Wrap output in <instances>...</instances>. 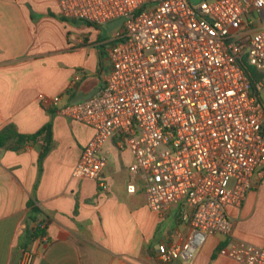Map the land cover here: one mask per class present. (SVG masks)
I'll return each instance as SVG.
<instances>
[{
  "label": "built area",
  "instance_id": "2783aa9c",
  "mask_svg": "<svg viewBox=\"0 0 264 264\" xmlns=\"http://www.w3.org/2000/svg\"><path fill=\"white\" fill-rule=\"evenodd\" d=\"M56 1L68 20L107 27L123 19L112 30L98 93L74 102L75 79L63 95L42 98L94 131L73 177L107 189L104 145L128 148L135 162L127 192L144 189L159 213L183 204L181 219L191 227L183 243L159 244L157 257L194 264L209 236L232 234L228 209L242 207L264 179V0ZM30 229L47 228L33 221ZM219 254L264 264V247L245 242H229ZM36 255L24 247L18 264H34Z\"/></svg>",
  "mask_w": 264,
  "mask_h": 264
},
{
  "label": "crops",
  "instance_id": "0c3cea01",
  "mask_svg": "<svg viewBox=\"0 0 264 264\" xmlns=\"http://www.w3.org/2000/svg\"><path fill=\"white\" fill-rule=\"evenodd\" d=\"M61 17L56 0H0V132L13 126L34 134L51 124L53 140L41 162L42 141L20 150L14 140L0 147V264H18L28 246L37 251L34 264H165L158 245L181 244L191 232L181 219L185 206L159 213L150 209L144 189L128 193L135 158L116 140L101 151L108 159L107 189L73 177L94 131L42 105L43 97L63 95L75 79L76 96L95 91L109 69L112 31ZM228 213L232 234L209 236L194 264H242L219 254L232 241L264 247V179ZM34 218H47L48 242L30 238Z\"/></svg>",
  "mask_w": 264,
  "mask_h": 264
},
{
  "label": "trees",
  "instance_id": "16d2710c",
  "mask_svg": "<svg viewBox=\"0 0 264 264\" xmlns=\"http://www.w3.org/2000/svg\"><path fill=\"white\" fill-rule=\"evenodd\" d=\"M63 20H66V18L61 17ZM68 20V19H67ZM92 25L91 23H89ZM252 81L257 82L258 79L262 78L261 75L257 73H252ZM76 96V88L73 91L72 97L75 98ZM14 140L15 141V148L16 150L24 149L27 145L30 144H39L41 142V153H40V162L48 155L52 148L53 140H52V126L51 124H47L42 129H40L38 132L34 134H20L17 132V130L13 126H8L5 129H3L0 132V147H5L8 145V143ZM34 212L37 213L38 209L37 207L33 208ZM35 220V218L32 220V222ZM46 225L48 220L47 218L43 222ZM46 230H35L32 231L29 229V236L31 239H34L35 237L40 236L41 234H45Z\"/></svg>",
  "mask_w": 264,
  "mask_h": 264
},
{
  "label": "water",
  "instance_id": "95a60500",
  "mask_svg": "<svg viewBox=\"0 0 264 264\" xmlns=\"http://www.w3.org/2000/svg\"><path fill=\"white\" fill-rule=\"evenodd\" d=\"M192 3H197L199 2L200 0H190ZM123 21V19H119V20H116V21H113V22H110L108 25H107V30L108 31H112L116 26H118L121 22ZM100 88H97L95 91H92L90 93H80L79 95H77L74 99V102H78V101H81V100H85V99H88V98H91L93 97L96 93H98Z\"/></svg>",
  "mask_w": 264,
  "mask_h": 264
},
{
  "label": "rangeland",
  "instance_id": "374dc122",
  "mask_svg": "<svg viewBox=\"0 0 264 264\" xmlns=\"http://www.w3.org/2000/svg\"><path fill=\"white\" fill-rule=\"evenodd\" d=\"M103 29H104V31L106 32V35L110 34L109 32H107V29H106V28H103ZM261 99H262V101H263V103H264V90H263L262 93H261Z\"/></svg>",
  "mask_w": 264,
  "mask_h": 264
}]
</instances>
